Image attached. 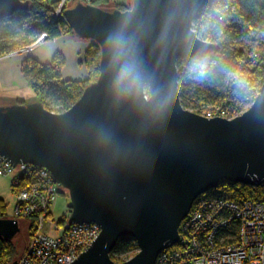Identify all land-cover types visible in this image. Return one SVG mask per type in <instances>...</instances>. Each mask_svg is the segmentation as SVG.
I'll use <instances>...</instances> for the list:
<instances>
[{
    "label": "water",
    "instance_id": "water-1",
    "mask_svg": "<svg viewBox=\"0 0 264 264\" xmlns=\"http://www.w3.org/2000/svg\"><path fill=\"white\" fill-rule=\"evenodd\" d=\"M215 0H132L127 10L77 1L63 17L80 39L98 45L99 76L63 113L40 101L0 105V156L46 168L69 192L70 223H96L101 233L71 264H157L179 241L192 204L223 182H264V83L250 108L207 118L181 104L177 59L217 45L192 25ZM29 0H0V16L27 11ZM131 43L139 82L114 87L110 37ZM16 218H0V237L13 240ZM137 254L114 262L120 239ZM17 264V261L14 262Z\"/></svg>",
    "mask_w": 264,
    "mask_h": 264
},
{
    "label": "trees",
    "instance_id": "trees-1",
    "mask_svg": "<svg viewBox=\"0 0 264 264\" xmlns=\"http://www.w3.org/2000/svg\"><path fill=\"white\" fill-rule=\"evenodd\" d=\"M29 1L27 11L0 16V56L27 48L43 34L50 40L72 33L64 17L52 19L58 1ZM77 1L98 7H106L110 3V0ZM128 6L117 4L114 7L127 10ZM192 27L200 38L216 44L218 49L206 59V71L199 74L190 70V56L177 59L179 94L184 108L200 114L217 106L231 108L244 101H253L264 83V0H215L199 11ZM86 54L89 78L85 80L64 79L61 66H56L53 61L42 63L29 56L22 63V74L28 87L38 93V100L46 109L65 112L79 98L86 83L97 80L98 45L91 42ZM59 57L63 63V57ZM3 100L9 102L7 98ZM53 103L55 106L51 107ZM206 193L231 201L264 203V182L255 186L223 182ZM6 207V202L0 199L2 219L7 218ZM27 221L33 225L32 220ZM13 241L0 237V264H14L20 258V250ZM137 249V243L126 236L119 240L111 258L117 260L116 254L136 252Z\"/></svg>",
    "mask_w": 264,
    "mask_h": 264
},
{
    "label": "built area",
    "instance_id": "built-area-1",
    "mask_svg": "<svg viewBox=\"0 0 264 264\" xmlns=\"http://www.w3.org/2000/svg\"><path fill=\"white\" fill-rule=\"evenodd\" d=\"M64 1L52 12L53 20L63 17ZM200 114L232 118L221 106ZM1 176L10 179L15 196L11 218L33 223L27 221L31 235L17 264H71L99 237L101 229L96 223H70L68 217L50 223L55 235L45 232L51 208L63 190L46 168L14 165L0 156ZM192 205L179 227V241L160 254L157 264H264V203L231 201L205 193Z\"/></svg>",
    "mask_w": 264,
    "mask_h": 264
},
{
    "label": "rangeland",
    "instance_id": "rangeland-1",
    "mask_svg": "<svg viewBox=\"0 0 264 264\" xmlns=\"http://www.w3.org/2000/svg\"><path fill=\"white\" fill-rule=\"evenodd\" d=\"M77 0H72L70 2H68V0H65L64 1V7H63V11L65 8H68L70 7L72 4H74ZM60 3H61V0L58 1V4L55 8V10L60 6ZM86 3V2H85ZM109 7H112L109 5ZM66 34H69L71 37H73L74 39L78 40V41H85L87 43H89V46L88 48L90 47L91 45V42H89L88 40H82L80 38H78L73 32L72 33H65L63 35H66ZM46 37L43 38V39H39L38 41L35 42V45L30 47V48H23V49H18L17 51H14L12 53H8L6 54L5 56H0V62L1 63H6L8 58L9 57H12V56H16V57H21L22 60H21V63H20V68H21V65L22 63L29 58V56L32 55V53L39 47V45L41 43H43L44 41H46ZM49 41V40H47ZM88 48L84 51V62H82V66H84L85 68V72H86V77L85 79L89 78V69H88V65H86V52L88 50ZM58 53H55L54 54V57L53 59L51 60V62L53 61L55 63L56 66H61V71L63 69V65H64V61L63 63L60 61L61 58L59 57V55H57ZM62 56V55H61ZM50 62V63H51ZM21 73H22V68H21ZM23 76V74H22ZM99 76V75H98ZM23 79H25V77L23 76ZM84 79V80H85ZM26 81V84H27V89L26 90H22V92H25L24 93V96L23 99L25 101V103H30V96H28V94H33L34 96V99L32 101H39V95L38 93H36L33 89L29 88L28 87V82L27 80L25 79ZM95 82V81H93ZM89 82H87L86 84H88ZM1 90V88H0ZM21 91V90H20ZM19 91V92H20ZM6 94L2 91H0V105H7V103L5 102H2L3 101V98H6ZM10 100V98H8V101ZM254 100V99H253ZM17 102V101H16ZM9 103V102H8ZM253 104V101H244L242 102V104H239L237 106H234V107H231V108H226L227 109V112L229 114H231L232 118L234 117H237V116H240L242 115V112H244L245 110H247L248 108H250ZM55 106L54 103L51 104V107ZM56 112V111H55ZM231 118V119H232ZM63 188V187H61ZM0 199H3L4 202H6V217L7 218H11L13 217L14 213H13V209H14V206H15V196H14V193H12V191L10 190V179L6 178V177H0ZM70 199H69V192L63 188V190L61 191V193L59 194V196L57 197V201L56 203L52 206L51 208V211H52V214L51 216L49 217V219L46 221V229H45V232L46 233H49L51 235H55L54 232H52L51 228H50V223H55L57 224L58 222L61 223L62 220H64L63 218L64 217H68L69 214H70ZM19 222L21 223V230L20 232L17 234V236L15 237L14 239V243H16V245L18 246L19 248V254H18V257H20L24 251H25V248H26V244L28 242V239L30 237V230H28V224H27V221L26 220H22L20 219ZM138 250V249H137ZM138 252H126V253H121V254H116V256L118 257L117 260H113L114 262H124V261H127V259L129 258H132L133 256H135Z\"/></svg>",
    "mask_w": 264,
    "mask_h": 264
},
{
    "label": "crops",
    "instance_id": "crops-1",
    "mask_svg": "<svg viewBox=\"0 0 264 264\" xmlns=\"http://www.w3.org/2000/svg\"><path fill=\"white\" fill-rule=\"evenodd\" d=\"M131 1L132 0H110L109 5L112 7L117 4L127 5ZM88 46L89 43L78 41L69 34H66L61 35L59 38L44 41L31 56L36 58L39 62L50 63L54 54L58 53L62 55L64 60L61 76L66 80H84L86 77V70L81 64L84 62V51ZM21 60L22 58L19 56H12L8 58L6 63L0 62V91L7 95V99L10 98V104L20 100L24 101L22 96H24L25 92H22V90L24 91L27 89V84L21 73ZM28 96H30V101L34 99L33 94L30 93ZM2 102L5 101L3 100ZM5 103L9 105L8 102Z\"/></svg>",
    "mask_w": 264,
    "mask_h": 264
},
{
    "label": "clouds",
    "instance_id": "clouds-1",
    "mask_svg": "<svg viewBox=\"0 0 264 264\" xmlns=\"http://www.w3.org/2000/svg\"><path fill=\"white\" fill-rule=\"evenodd\" d=\"M112 48V65L116 70L113 87L118 93L129 92L139 82V72L134 60L131 58V43L123 34L117 33L110 37ZM207 61L203 54L191 56L190 70L199 74L206 71Z\"/></svg>",
    "mask_w": 264,
    "mask_h": 264
}]
</instances>
